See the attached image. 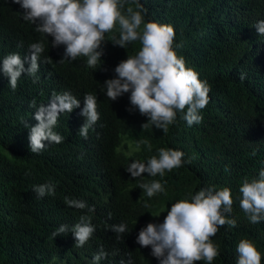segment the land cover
Returning <instances> with one entry per match:
<instances>
[{
  "label": "trees",
  "instance_id": "obj_1",
  "mask_svg": "<svg viewBox=\"0 0 264 264\" xmlns=\"http://www.w3.org/2000/svg\"><path fill=\"white\" fill-rule=\"evenodd\" d=\"M138 3L146 10L145 21L174 27L175 45H183L175 48L177 55L210 86L201 123L189 126L181 112L167 133L151 124L142 128L148 118L128 111L130 93L115 101L106 97L104 82L115 78L119 62L142 47L139 41L126 48L114 46L111 38H118V24L105 34L104 54L95 68L87 67L85 57L60 63L64 46L52 47L51 36L23 20L19 4L0 0V63L10 53L27 56L32 43L43 42L45 49L37 82L24 73L13 90L0 72V264H92L101 247L108 255L99 264H159L150 246L136 243L140 229L163 223L173 203L190 199L201 188L224 187L231 191L234 203L228 218L236 226L226 224L210 238L220 249L212 264H236L241 239L254 242L264 264V220L250 222L240 207L244 179L258 178L264 169V36L254 28L264 20V0ZM241 72L244 80L239 79ZM65 91L79 99L80 107L58 118L54 131L63 142L32 153L29 133L38 123L36 108L47 106L53 93ZM87 93L98 98L99 120L85 139L78 131L85 122L80 113ZM142 140L149 141L151 151L143 144L137 148ZM160 148L182 151L186 163L163 177L143 173L133 178L126 171L133 160L146 162ZM152 180L161 181L165 192L149 198L139 185ZM49 182L55 194L39 197L34 186ZM65 197L83 200L94 211L69 207ZM81 215L95 226L85 245L76 247L71 232L53 239V231L62 224L74 226ZM120 223L127 225L125 233L111 231Z\"/></svg>",
  "mask_w": 264,
  "mask_h": 264
},
{
  "label": "clouds",
  "instance_id": "obj_2",
  "mask_svg": "<svg viewBox=\"0 0 264 264\" xmlns=\"http://www.w3.org/2000/svg\"><path fill=\"white\" fill-rule=\"evenodd\" d=\"M13 3L19 4L24 10L22 19L34 24L36 32L53 38L52 47L64 46L60 63L85 57L87 67L95 68L104 54L102 45L105 34L112 32L118 24L119 36L111 38L114 46L126 48L128 44L139 41L142 47L137 54L119 62L114 69L115 78L104 82L102 86L106 90V97L115 101L130 93L131 107L128 111L138 110L148 118L142 128L151 124L167 133L181 112L189 126L202 122L200 110L210 102V86L207 81L198 78L199 74L193 68L186 66L182 56L177 55L175 48L183 45H175L174 27L145 21L146 10L138 0H131V3L129 0H13ZM254 28L259 36H264V20L257 21ZM44 50V43L36 42L29 45L27 56L22 58L18 53H10L2 59L0 72L8 77L9 86L13 90L24 73L35 77L33 83L39 80L36 74ZM26 62L29 65L27 68ZM239 79H245L243 72L239 74ZM97 100V96L92 93L84 95L80 115L85 118V122L78 135L85 139L89 129L99 120ZM35 105L36 102L32 101L30 106ZM79 107V99L65 91L62 94L53 93L47 106L41 104L36 108L34 118L38 123L30 128L29 133L31 152L39 154L47 145L62 143L64 138L54 131L58 118L61 113H71ZM141 144L151 151L152 145L148 140L139 141L138 149ZM183 157L184 153L180 150L160 148L158 155L151 156L146 162L133 160L126 171L133 178H141L143 173L150 177H163L166 171L182 167L186 163ZM139 188L149 198L165 192L159 180L141 183ZM33 190L39 197L54 195L55 185L49 182L34 186ZM240 193V207L250 222L259 223L264 220V169L259 171L258 178H245ZM65 203L76 209L94 211V206L89 207L83 200L65 197ZM233 203L231 191L227 187L218 191L201 188L194 195L190 194V199L173 203L163 223L150 222L141 228L136 243L141 247L150 246L151 255L159 264H196L199 261L212 264L220 255V249L210 238L216 236L220 227L226 224L236 226L235 219L228 218ZM145 207L150 205L146 203ZM94 231L91 218L81 215L80 222L71 227L60 225L52 232V237L54 239L71 232L76 241L75 246L82 247ZM111 231L123 234L127 231V225H112ZM236 251V264H261V253L253 241L241 239ZM107 255L101 247L93 256L92 264H99Z\"/></svg>",
  "mask_w": 264,
  "mask_h": 264
}]
</instances>
